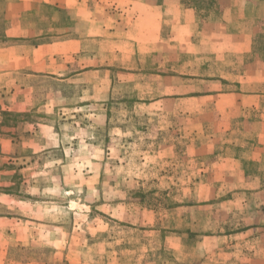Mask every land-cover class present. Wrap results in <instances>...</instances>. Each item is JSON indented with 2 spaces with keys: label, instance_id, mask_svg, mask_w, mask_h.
I'll list each match as a JSON object with an SVG mask.
<instances>
[{
  "label": "rangeland",
  "instance_id": "1",
  "mask_svg": "<svg viewBox=\"0 0 264 264\" xmlns=\"http://www.w3.org/2000/svg\"><path fill=\"white\" fill-rule=\"evenodd\" d=\"M56 2L0 0V264H264V94L237 49L204 25L133 47L100 2Z\"/></svg>",
  "mask_w": 264,
  "mask_h": 264
},
{
  "label": "crops",
  "instance_id": "2",
  "mask_svg": "<svg viewBox=\"0 0 264 264\" xmlns=\"http://www.w3.org/2000/svg\"><path fill=\"white\" fill-rule=\"evenodd\" d=\"M45 1L57 3L56 0ZM194 1L189 0L188 3L183 0H168L165 3L152 4L149 0H95L102 4L111 2L112 9L106 11L107 6L103 8L104 6L97 3L90 16L103 12L104 26L115 31L123 30L125 36L121 41H125L126 45L134 42L133 47L139 45L146 47L148 44L159 43L166 29V34L170 37L169 44L174 43L173 49L179 46L189 48L194 44L195 34L204 25L211 29L210 40L218 42L212 45L213 48L218 51L237 49V69L243 74L237 79H240L242 84L248 83L250 89L255 87L253 91L256 94H264V57L255 52V35L264 34V0H216V11L211 9L209 13L199 11L194 6ZM224 38H232L237 44H222ZM208 39L205 38L200 43L204 45ZM48 47H40L32 53L37 55L41 51H46ZM221 58H225L224 54L218 57V65L219 61H224ZM18 60L17 57H13L11 64L17 63ZM25 61L26 64H31L29 58ZM2 223H7V220L0 218V224ZM1 241L2 236H0V254L4 255L1 251L3 247Z\"/></svg>",
  "mask_w": 264,
  "mask_h": 264
},
{
  "label": "trees",
  "instance_id": "3",
  "mask_svg": "<svg viewBox=\"0 0 264 264\" xmlns=\"http://www.w3.org/2000/svg\"><path fill=\"white\" fill-rule=\"evenodd\" d=\"M214 3V0H213V2L211 3V5ZM3 193L4 194H8V195H11V193L10 192H8V191H3Z\"/></svg>",
  "mask_w": 264,
  "mask_h": 264
}]
</instances>
